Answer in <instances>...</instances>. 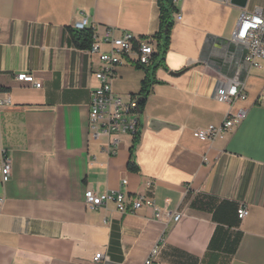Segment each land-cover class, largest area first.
<instances>
[{"label": "crops", "instance_id": "obj_1", "mask_svg": "<svg viewBox=\"0 0 264 264\" xmlns=\"http://www.w3.org/2000/svg\"><path fill=\"white\" fill-rule=\"evenodd\" d=\"M177 7L182 18L175 14L137 133L105 136L90 126L104 64L70 30L86 19L104 51L113 28L157 53L159 0H0V101L10 100L0 105V159L6 152L12 165L9 180L0 171V264H143L157 244L154 264H264V59L250 63L234 38L241 12L264 0ZM136 62L132 50L112 81L125 99L141 92L146 74ZM20 72L42 86L20 82ZM231 80L247 92L237 105L246 119L213 142L196 138L195 129L224 120L228 104L214 94ZM132 152L137 171L128 168ZM89 187L121 190L128 202L146 193L167 213H123L113 201L90 209Z\"/></svg>", "mask_w": 264, "mask_h": 264}, {"label": "built area", "instance_id": "obj_2", "mask_svg": "<svg viewBox=\"0 0 264 264\" xmlns=\"http://www.w3.org/2000/svg\"><path fill=\"white\" fill-rule=\"evenodd\" d=\"M175 3L179 0H174ZM230 0H226L229 2ZM178 19L182 16L176 13ZM87 28V20L76 22L75 29ZM94 42L89 49L91 54L98 53L104 67L95 72V78L100 85L93 90L90 104V126L91 129L97 130L99 134L111 136L113 133L120 134H136L138 131L139 112L137 110L138 96H130L128 99L116 94L113 89V78L116 70L124 63V56L128 55L132 50L136 51L137 62L148 65L152 61L154 54L153 44L147 39H136L132 33L126 32L120 37H116L113 28H108L103 41L110 45L106 51L101 48V41L97 40L94 35ZM234 38L241 42L247 50V59L253 65L258 66L257 59H264V8L257 9L253 12L242 11L239 18ZM17 80L24 83L33 84L41 87L42 83L37 81L34 74L20 72L17 74ZM214 97L225 104H228V111L224 120L218 125H210L207 127L197 128L193 131V135L203 141L213 142L217 137L223 136L230 132L247 117L246 108L237 105L248 98L247 92L238 80H231L221 84L215 91ZM10 100L0 101V105L9 104ZM114 139V143L117 142ZM115 153V151H112ZM11 159L4 152L0 159V171L5 181L11 176ZM126 179L123 180L125 184ZM148 187L151 184L148 183ZM115 202L117 209L123 213H133L135 210L143 206L155 209L156 216L161 217L167 212L159 208L155 200L146 193L137 194L131 202L126 200L121 190H107L100 192L92 187L85 191V204L90 209L107 205L109 202ZM183 211H177L174 214L175 222H179L183 217ZM249 215V209L245 204H241L238 208L239 218L245 219ZM161 250L160 245H155L150 251L149 256L143 264H154ZM102 253L96 255V259L101 258Z\"/></svg>", "mask_w": 264, "mask_h": 264}, {"label": "trees", "instance_id": "obj_3", "mask_svg": "<svg viewBox=\"0 0 264 264\" xmlns=\"http://www.w3.org/2000/svg\"><path fill=\"white\" fill-rule=\"evenodd\" d=\"M160 5V29L156 34L158 41V52L153 54L152 61L148 65L136 62V66L145 70V78L142 82L140 95V110L143 111L146 101L151 94L153 85L157 82L156 72L164 61V56L169 48L171 33L175 26V14L178 11L174 0H159ZM71 35L75 45L81 49H89L93 45V31L89 28L71 29ZM137 137H135V142ZM134 150V149H133ZM128 168L137 171L138 166L134 162L133 152L129 161Z\"/></svg>", "mask_w": 264, "mask_h": 264}, {"label": "water", "instance_id": "obj_4", "mask_svg": "<svg viewBox=\"0 0 264 264\" xmlns=\"http://www.w3.org/2000/svg\"><path fill=\"white\" fill-rule=\"evenodd\" d=\"M231 3L234 4V5H238V6L244 7L245 3H246V0H231ZM140 101H141V98H139L137 100V110H138V112H141V110H140ZM150 125L153 126V127H159V125H161V122L153 119V120H151Z\"/></svg>", "mask_w": 264, "mask_h": 264}]
</instances>
